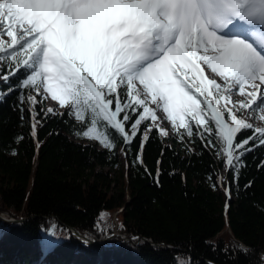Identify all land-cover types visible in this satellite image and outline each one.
Wrapping results in <instances>:
<instances>
[{"label":"trees","instance_id":"1","mask_svg":"<svg viewBox=\"0 0 264 264\" xmlns=\"http://www.w3.org/2000/svg\"><path fill=\"white\" fill-rule=\"evenodd\" d=\"M22 77L0 82V264H264V146L228 167L214 136L181 142L168 121L105 148L44 96L33 136Z\"/></svg>","mask_w":264,"mask_h":264},{"label":"snow or ice","instance_id":"2","mask_svg":"<svg viewBox=\"0 0 264 264\" xmlns=\"http://www.w3.org/2000/svg\"><path fill=\"white\" fill-rule=\"evenodd\" d=\"M21 73L33 136L37 97L50 94L105 148L117 133L141 149L153 127L167 136L159 108L181 142L214 136L228 167L264 146V127L238 118L231 101L235 90L247 97L239 108L264 113V0H0V82ZM243 130L253 134L235 142Z\"/></svg>","mask_w":264,"mask_h":264},{"label":"rangeland","instance_id":"3","mask_svg":"<svg viewBox=\"0 0 264 264\" xmlns=\"http://www.w3.org/2000/svg\"><path fill=\"white\" fill-rule=\"evenodd\" d=\"M4 39H9V38L7 36H5ZM204 68H205V73L206 72L210 73L209 78L216 79L217 82L220 83L221 85L224 84L223 78L212 73L210 71V69H208L206 66H204ZM249 90H251V89H249ZM262 90H264V86H262ZM44 98L46 100L47 109L54 107L55 104L57 103L56 101H53L51 99L50 94H45ZM242 100L247 101V97L243 96V95H239L234 90L231 94V101L237 105V108H236L237 117L241 118V119H245L247 122L252 123L254 125V127H264V120H261L258 118L260 115H264V113L257 112V111H251L250 112V110H248V109L239 108L238 102L242 101ZM221 103L223 104V102H221ZM229 106H231V105H229ZM150 107L156 108V105L150 104ZM156 115L158 117V122L161 124V127L165 128L168 131V133H170V125H169V122L166 118V114L163 112L162 108H159L156 110Z\"/></svg>","mask_w":264,"mask_h":264},{"label":"water","instance_id":"4","mask_svg":"<svg viewBox=\"0 0 264 264\" xmlns=\"http://www.w3.org/2000/svg\"><path fill=\"white\" fill-rule=\"evenodd\" d=\"M73 233L75 234V236L81 240H86L85 238H83L81 235H79L78 233H76L73 229H72ZM111 238V237H110ZM109 240V239H108Z\"/></svg>","mask_w":264,"mask_h":264},{"label":"bare ground","instance_id":"5","mask_svg":"<svg viewBox=\"0 0 264 264\" xmlns=\"http://www.w3.org/2000/svg\"><path fill=\"white\" fill-rule=\"evenodd\" d=\"M206 75L209 77L210 76V73L206 72Z\"/></svg>","mask_w":264,"mask_h":264}]
</instances>
